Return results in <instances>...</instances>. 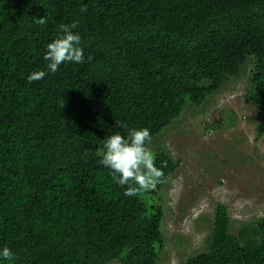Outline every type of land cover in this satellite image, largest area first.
Here are the masks:
<instances>
[{
	"label": "trees",
	"instance_id": "trees-1",
	"mask_svg": "<svg viewBox=\"0 0 264 264\" xmlns=\"http://www.w3.org/2000/svg\"><path fill=\"white\" fill-rule=\"evenodd\" d=\"M73 21L85 62L47 72V45ZM240 82L264 114V0H0V250L15 254L0 264H158L168 182L126 196L102 141L140 128L155 141L186 106ZM152 151L169 181L181 160ZM231 222L216 204L185 264H264V216Z\"/></svg>",
	"mask_w": 264,
	"mask_h": 264
},
{
	"label": "rangeland",
	"instance_id": "rangeland-1",
	"mask_svg": "<svg viewBox=\"0 0 264 264\" xmlns=\"http://www.w3.org/2000/svg\"><path fill=\"white\" fill-rule=\"evenodd\" d=\"M247 90L240 82L204 106H186L180 118L151 141L152 150L159 143L181 160L160 193L168 243L158 264H185L204 251L218 203L228 207L234 230L239 222L264 216V137L258 140L256 133L264 114L246 103ZM218 114L220 128H209Z\"/></svg>",
	"mask_w": 264,
	"mask_h": 264
},
{
	"label": "clouds",
	"instance_id": "clouds-1",
	"mask_svg": "<svg viewBox=\"0 0 264 264\" xmlns=\"http://www.w3.org/2000/svg\"><path fill=\"white\" fill-rule=\"evenodd\" d=\"M80 11L86 12L87 6H82ZM36 23L41 25L47 23L46 17L36 19ZM78 27V21L59 26L60 34L47 45L43 57L48 61L47 72L55 73L64 62H85L83 50L79 47L81 36L78 32H74ZM91 59L92 57L89 56L88 60ZM45 75L46 72L43 70L33 71L28 75L27 80L31 83L43 79ZM117 125L119 128L124 127L123 124ZM151 140L150 130L140 128L129 130L127 138L120 131H116L102 141L103 153L100 163L111 170L114 182L121 187L127 186L124 194L128 197L138 196L142 192L155 189L158 184L168 182L162 167L158 168L155 165V155L148 147ZM0 258L11 261L15 258V254L10 248L4 247L0 250Z\"/></svg>",
	"mask_w": 264,
	"mask_h": 264
},
{
	"label": "water",
	"instance_id": "water-1",
	"mask_svg": "<svg viewBox=\"0 0 264 264\" xmlns=\"http://www.w3.org/2000/svg\"><path fill=\"white\" fill-rule=\"evenodd\" d=\"M219 114L215 117V121L220 122Z\"/></svg>",
	"mask_w": 264,
	"mask_h": 264
}]
</instances>
